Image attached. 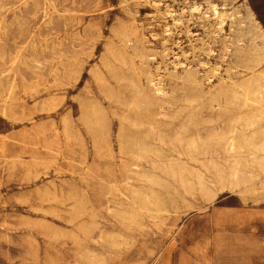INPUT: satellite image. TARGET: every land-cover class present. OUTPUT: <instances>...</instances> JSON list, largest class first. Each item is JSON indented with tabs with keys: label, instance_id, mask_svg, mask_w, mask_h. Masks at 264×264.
I'll return each instance as SVG.
<instances>
[{
	"label": "rangeland",
	"instance_id": "374dc122",
	"mask_svg": "<svg viewBox=\"0 0 264 264\" xmlns=\"http://www.w3.org/2000/svg\"><path fill=\"white\" fill-rule=\"evenodd\" d=\"M262 48L264 0H0V264H264V169L186 146Z\"/></svg>",
	"mask_w": 264,
	"mask_h": 264
},
{
	"label": "bare ground",
	"instance_id": "6f19581e",
	"mask_svg": "<svg viewBox=\"0 0 264 264\" xmlns=\"http://www.w3.org/2000/svg\"><path fill=\"white\" fill-rule=\"evenodd\" d=\"M231 44H232V42H231ZM262 49H264V48H262ZM225 50H227V49H225ZM253 50H256V49H253ZM260 50H261V48H260ZM250 51H252V50H250ZM253 52L254 53L252 56H249L248 58L246 57L247 61H246L245 66H246V70L250 74L249 78L247 80L245 79V81L242 82L241 84H239V85H237V86H235V87H233L227 91H224V92L220 93L219 95L214 96L212 99V101L215 102L217 105L220 102H222L223 106H225L227 109L228 120H227V122L225 121L226 122L225 127L224 128L220 127L219 130L215 127L214 128L212 127L211 131L209 133H207L205 135V137H203V138H201L200 136H197L195 138L193 137L186 144V146H188V148H190V149L203 150V152L212 150L213 148L214 149L218 148L219 150H221L228 157H230V159L232 158V160H231L232 165H237V166L239 165L241 167L242 174L240 173L241 174L240 183L242 182V184L244 186L250 182L252 177H257L259 170L264 169V53H260V51H253ZM247 54H249V53H247ZM249 55H251V54H249ZM246 58H244V59H246ZM153 59H151V60H153ZM227 66H228V64H227ZM226 69H228V68H226ZM212 101H209V103ZM210 105H212V104L210 103ZM184 131H186V127L183 128V132ZM121 133H122V131H121ZM122 134H121V136H122ZM180 135L181 134L179 132V136ZM177 140L180 141L182 139H181V137H179V138H177ZM250 156H252V158H250ZM238 158H240V161L238 160ZM227 162H229V161L227 160ZM210 164L207 163V165H210ZM225 165H226V163H225ZM210 167H211V165H210ZM233 176L234 177L236 176L235 173L233 174ZM232 179L233 178H231V180ZM236 179L237 178H235L234 181H236ZM261 183H262V185H264V182H261ZM197 185H199V184H197ZM262 187H264V186H262ZM206 190H207V188H206ZM249 190H250V188H249ZM257 190L259 191V189H257ZM262 190H264V189H262ZM243 192H244V190H243ZM253 193H254V191H252L251 194H253ZM255 193H257V192H255ZM261 193H262V191H261ZM213 194H215V193H213ZM213 194H209V195L211 196ZM240 195H242V194H240ZM248 195H250V194H248ZM250 196H252V195H250ZM205 198H207V195ZM242 199H243V197H242ZM246 200H247V198H246ZM254 200H255V198H254ZM257 200H258V197H257ZM210 201H211V199H210Z\"/></svg>",
	"mask_w": 264,
	"mask_h": 264
}]
</instances>
